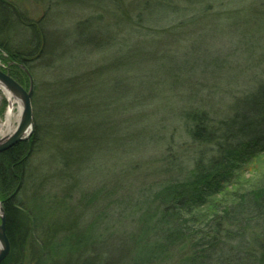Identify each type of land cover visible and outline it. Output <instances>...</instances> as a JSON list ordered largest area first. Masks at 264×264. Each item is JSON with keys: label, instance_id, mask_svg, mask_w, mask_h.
Returning a JSON list of instances; mask_svg holds the SVG:
<instances>
[{"label": "trees", "instance_id": "16d2710c", "mask_svg": "<svg viewBox=\"0 0 264 264\" xmlns=\"http://www.w3.org/2000/svg\"><path fill=\"white\" fill-rule=\"evenodd\" d=\"M132 21L137 33L145 20L136 12ZM43 22L0 0V50L32 77L34 124L27 141L0 153V200L10 245L0 264H264V179L243 188L236 174L239 164L264 150V80L242 109L217 118L198 106L200 87L187 98L178 92L168 99L139 95L132 105L140 118L144 111L137 107L152 101L168 111L169 121L160 119L153 131L129 133L124 126L115 132L105 127L106 116L111 124L113 108L119 115L128 112L129 105L119 102L126 93L93 83L102 76L96 66L67 72L60 86L42 82L37 91L42 72L32 62L44 59L46 34H36L27 52L12 45L23 34L12 33ZM148 32L137 36L159 33ZM120 69L131 71L126 64ZM92 114L95 121L75 124L79 115L84 121ZM44 117L60 129L50 130ZM177 130L188 139L185 146L171 139ZM138 145L150 146L148 163L166 167L158 175L148 168L141 173L135 193L86 184L95 160L139 155L126 152ZM45 146L52 152L43 168L37 159ZM148 176L151 181H144Z\"/></svg>", "mask_w": 264, "mask_h": 264}, {"label": "rangeland", "instance_id": "374dc122", "mask_svg": "<svg viewBox=\"0 0 264 264\" xmlns=\"http://www.w3.org/2000/svg\"><path fill=\"white\" fill-rule=\"evenodd\" d=\"M8 1L14 3L27 19L45 20L12 33L23 34L12 45L27 52L31 51L36 34H46V55L41 64L32 62L34 71L42 72L35 81L39 84L37 91L42 82L48 80V83L60 86L67 72L81 73L96 66L102 76L97 75L93 83L105 85L109 92L121 88L117 92L126 93L125 100L119 102L129 105L128 112L120 117L113 108L111 111L116 117H113L115 123L111 124L109 114H105V127H111L115 132L124 131V126L129 133L141 128L153 131L160 119L169 121L168 111L152 101L137 107L144 111L140 118L132 105L139 95L147 99L151 93H160V98L168 99L178 92L187 98L200 87L198 106L207 108L217 118L219 113L227 115L231 110L242 109L259 81L264 80V0ZM136 12L145 20L138 24L137 33L133 32L136 28L132 25V14ZM148 31L159 33L146 38L137 36ZM182 37L186 39L183 41ZM121 64L129 65L131 71L121 73V69L118 70ZM0 69L15 77L24 88H29L30 81L24 70L17 68L1 50ZM175 73L179 75L174 78ZM168 77L171 78L167 85L153 89L157 81ZM8 106V100L0 91V122L4 120ZM82 115L75 124L97 119L92 114L83 121ZM44 121L50 130L60 129L59 125L53 124L52 118L44 117ZM174 133L170 134L173 135L171 139L174 142L181 140L185 146L188 139L181 130ZM46 146L47 151L37 159L43 168L49 164L52 152ZM172 146L174 150L178 147ZM126 150L140 154L131 157L121 153L104 155L93 162L88 175L91 179L86 184H95L105 190L121 187L133 194L141 183L140 174L147 168L153 175H158L159 170L166 167L147 162L150 146L138 145ZM256 155L249 162L239 164L236 174L240 177L241 185H238L243 188L264 179V150ZM128 177L133 181H127ZM151 179L152 176H148L144 181Z\"/></svg>", "mask_w": 264, "mask_h": 264}, {"label": "water", "instance_id": "95a60500", "mask_svg": "<svg viewBox=\"0 0 264 264\" xmlns=\"http://www.w3.org/2000/svg\"><path fill=\"white\" fill-rule=\"evenodd\" d=\"M29 77V88H24L18 81L11 77L8 73L0 69V84L12 95L19 99L22 104L20 121L15 131L6 138L0 140V153L15 146L21 141L28 139L33 132V107L32 92L33 80L29 72L24 66H20ZM29 133L27 134V131ZM9 240L6 235L5 216L2 205L0 203V262L7 256L9 252Z\"/></svg>", "mask_w": 264, "mask_h": 264}, {"label": "bare ground", "instance_id": "6f19581e", "mask_svg": "<svg viewBox=\"0 0 264 264\" xmlns=\"http://www.w3.org/2000/svg\"><path fill=\"white\" fill-rule=\"evenodd\" d=\"M0 91L4 93L6 99L9 102V106L5 113V118L2 122H0V140H2L3 138L8 137L15 131L20 121L22 104L20 103L18 98L9 93L1 84ZM28 133L29 130L27 131V134Z\"/></svg>", "mask_w": 264, "mask_h": 264}]
</instances>
